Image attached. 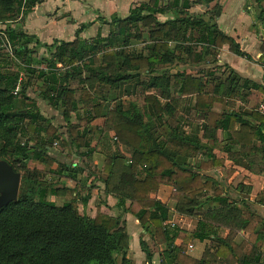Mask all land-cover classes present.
<instances>
[{
	"label": "trees",
	"instance_id": "trees-1",
	"mask_svg": "<svg viewBox=\"0 0 264 264\" xmlns=\"http://www.w3.org/2000/svg\"><path fill=\"white\" fill-rule=\"evenodd\" d=\"M43 1L0 0V24L21 20ZM167 1L136 5L126 18L106 22L110 30L105 37L99 33L91 40L78 36L73 42L44 44L10 26L0 30V161L21 173L18 200L0 209V264H133L127 215L137 219L152 240L153 248L140 240L146 264H153L161 246L169 264H264L257 247L264 235V193L252 203L250 187L240 183L231 190L210 176L223 169L227 180L233 173L227 161L264 174V111L247 114L225 108L248 102L252 90L264 94V85L227 64L206 68L207 62H218L225 45L251 58L219 30L217 7L201 16L190 12L215 0ZM255 1L264 25V0ZM136 43L144 48L138 51ZM41 48L47 52L38 54ZM180 66L202 67L199 74H173ZM140 77L139 93H130L125 103L117 102L103 115L104 102L96 97V89L118 92ZM35 81L42 83L39 97L62 111L67 138L28 95ZM182 97H193L191 111L206 118L221 107L213 126L203 125L202 138L185 130ZM81 109L88 114L82 127L71 120L72 114L79 119ZM97 119L127 154L115 150L106 156L98 177L103 193L116 201L114 207L104 204L102 210L99 205L93 216H84L79 203H88L93 191L87 185L96 152L90 125ZM217 131L224 133L223 142ZM54 146L63 147L62 156L71 161L54 157ZM72 152L87 164L74 163ZM62 178L77 185L70 188ZM162 186L177 190V213L197 217L194 229L167 226L169 208L152 198ZM84 189L89 193L82 195ZM50 192L61 202L49 201ZM241 232L244 238L236 240ZM191 241L209 243L202 258L186 254Z\"/></svg>",
	"mask_w": 264,
	"mask_h": 264
},
{
	"label": "crops",
	"instance_id": "crops-1",
	"mask_svg": "<svg viewBox=\"0 0 264 264\" xmlns=\"http://www.w3.org/2000/svg\"><path fill=\"white\" fill-rule=\"evenodd\" d=\"M149 2L150 0H44L42 3L33 7L28 15L23 16V32L36 36L38 40L44 44H52L56 40L73 42L78 36H80L81 40H91L99 33L105 37L107 35L106 32L109 29L106 22L109 23L114 18L124 19L129 15L132 7L141 3ZM167 3V0H163V5H166ZM215 7L219 10V15L215 17V22L217 23L219 30L235 39L241 50L248 53L251 58L246 59L244 57H240L234 54L228 45H225L220 50L217 57L218 62L216 64L212 65V63L207 62L210 65L209 67H211L209 69L227 64L244 78L251 79L257 84L264 85V61L262 59L264 48V25L260 21L261 8L255 0H215L207 7L203 5H196L191 8L190 12L195 16H201L209 10H215ZM194 8L201 9L202 12L199 14L194 13ZM166 17H172V15ZM79 33L80 35H78ZM41 49H39L38 52H40ZM44 50L47 52L46 49ZM182 67H185V70H182L181 73L187 71H194L193 73H198L202 66ZM215 71L216 69L214 72ZM217 72L220 73L219 69ZM140 81H142L141 77L139 79L130 80L129 82L124 83L118 92L109 93V90L106 88L96 89V97L99 98V101L104 102L103 115H107L117 102L122 101L125 103L129 99L130 93H139V86L137 85L141 83ZM181 101H185V116H182L186 125L185 130L188 133L197 134L200 138H202L203 125L208 123L207 119L212 114L221 113V107L215 108V113L210 114V116L206 118L204 114L191 111V107H193L195 101L193 97H182ZM235 106L237 107L236 110L232 105L225 108L229 111H241L247 114L252 113L254 109L258 108L261 112H263L264 94L256 90H252L248 97V102L243 103L241 101H237L235 102ZM81 108H83V106H81ZM192 113H195L197 116H201L200 123L189 121ZM87 115L88 114H85L84 109L80 111L79 120H81L84 124L85 117ZM90 127L95 133V140L92 143V147L96 148V152L93 155V164L91 163L94 167V175L89 178L87 185L88 187H93L97 183H99V185L101 184L98 177L101 175L105 157L112 154L115 150L120 154L122 152L127 154V152L125 153L124 150L126 149L122 146L120 147L117 141H115V138L112 137L113 133L104 132L101 119L93 121ZM216 136L220 142L224 141V133L222 131H217ZM121 148L123 150H121ZM216 155L225 157V155L219 151H216ZM75 159L74 163L76 164H79L80 161H82V165L87 164V162L84 163L86 159L81 160L80 157ZM226 166L228 169H232L234 175H238L240 178L238 185L242 183L252 189L250 193L251 201L255 200L258 194L264 193V174L259 175L251 173L242 167L236 166L231 161H227ZM223 172V169H218L213 174H210V176L215 179V174L223 177ZM85 175L86 174L83 175V178H85ZM71 181L75 182V185L67 183V186L74 188L77 181ZM168 188H170V186L161 187L159 193L165 192ZM94 189L91 192V195L93 194L92 197L96 195ZM100 190L101 187L99 191ZM52 194L55 195L54 192H52ZM106 197L109 201L106 204L109 207H114L116 201L112 197ZM101 206L102 210H104L103 207L105 205L103 204ZM261 213L264 216V208H261ZM194 227H192V229H194ZM227 235L228 231L224 237ZM243 236L244 232H241L236 240ZM257 247L262 252L264 258V235L260 236L257 241Z\"/></svg>",
	"mask_w": 264,
	"mask_h": 264
},
{
	"label": "rangeland",
	"instance_id": "rangeland-1",
	"mask_svg": "<svg viewBox=\"0 0 264 264\" xmlns=\"http://www.w3.org/2000/svg\"><path fill=\"white\" fill-rule=\"evenodd\" d=\"M193 12L199 14L202 12V10L194 8ZM159 18L163 21L167 17L166 16H160ZM9 26L11 28H15L17 30L23 31V18L21 20L20 19L17 20L14 23L3 24V25L0 24V30L1 29L6 30ZM109 30H110V28L107 30L106 34L109 33ZM134 45H135V48L138 49V51H140L144 48L142 43H136ZM38 54H45V50L41 49L40 52H38ZM209 66L210 65L208 64L206 67V68H208V70H210L209 68H211ZM182 70H185V67L180 66L178 69H173L172 71H173V74L174 73L176 74L177 72L181 73ZM23 78H25V76ZM41 85H42V83H38V82L36 83V81L34 82V84L32 83V85L28 89V95L31 98L36 100L42 114H44L45 117L51 119L53 124L60 128V133L62 132L64 137L67 138V135H66L67 134V129H66L67 122L65 121V119L62 115V111L61 110L58 111V110L54 109L46 101H44L42 98L39 97V94H40L39 87H41ZM184 102L185 101L181 102V107H180V112H181L182 116H185V114H184V104L185 103ZM231 105L233 106V108L235 107L234 108L235 110L237 109V107L235 106V103L233 105V102H232ZM21 106H23V103H21ZM219 116H220V113L212 114L207 119L208 124L213 126L214 122L216 121V119L219 118ZM71 120H72V122H74L78 126H81V127L84 126V123H82L81 120L77 119L75 114H72ZM200 120H201V116H197V115H195V113H192L190 116V119H189L190 122H196V123H200ZM62 149H63V147L54 146V148L51 150V154L54 157H57L62 162H66V161L70 162L71 160H68L65 158V156H62V153L64 152V151H62ZM72 154H73V160L72 161L76 160L75 158L79 157L76 154L74 155L73 152H72ZM85 162L86 161H84V163ZM103 166H104V164H103ZM211 174H213V173H211ZM222 174H224L223 177L215 174L216 179L222 181V183L224 184L225 187H227V188L229 187V189H231V190H236L238 183L240 181V178L238 177V175H234V173H232V175L227 180H225L226 173L223 172ZM85 177H87V176L85 175ZM61 180L65 184L71 183V184L75 185V182H72L71 180H68L65 178H62ZM100 187H101V190L99 191ZM93 189L96 192V195L93 196L94 198L92 197V195H93L92 194V195H90L91 199L88 203H85V202L79 203V211L84 216H93V214L96 212V209L98 208L99 205H103V204H106L109 202L107 200L106 195L103 193V189H102L101 184L99 185V183H97L96 185L93 186ZM81 192H82V195H86L89 193V190L87 191L84 189V191L82 190ZM159 192H160V190L158 191L157 195H153L152 198L157 199V200H161L169 208V217H171V219L176 217L178 219V221L180 222L179 223L180 228L191 230L192 227H194L196 224L197 217L188 218L185 216H181L177 213L176 204L180 200L179 199L180 195H178L177 190L170 186V188L166 189L165 192H162V193H159ZM234 193L235 192L233 191V194ZM235 194H237V193H235ZM160 198H162V199H160ZM48 199L51 202H58V203H60L62 200L61 198L57 197L56 194L53 195L52 192H50ZM248 200H249V202H252V203L254 202V200L253 201L250 200V195H249ZM101 208H102V206H101ZM255 208H256V206H255ZM103 209L105 210L106 207L104 206ZM115 214H116V212H115ZM125 220L127 221V228H126L127 230L126 231L130 236V248H131L130 258H131V261L133 264H146L147 263L146 255L141 249L140 240L144 238L146 240V242L151 246V248H153L152 240L148 235H146L144 233V229L139 224V221L137 219H135L133 216L127 215L125 217ZM226 233H227V231L225 229H223L221 231L222 236H225ZM243 237H240L237 240H240ZM178 244H181V243L178 242ZM208 244L209 243H207V242L201 243L198 241H191L189 246L192 245L193 248L188 247L186 254H188V255L196 258V259H200L203 256L204 252L206 251ZM164 251H165L164 246L157 248V252L155 253L154 259H153V264H169L168 260L163 255ZM216 264H220V263L217 262Z\"/></svg>",
	"mask_w": 264,
	"mask_h": 264
},
{
	"label": "water",
	"instance_id": "water-1",
	"mask_svg": "<svg viewBox=\"0 0 264 264\" xmlns=\"http://www.w3.org/2000/svg\"><path fill=\"white\" fill-rule=\"evenodd\" d=\"M21 173L5 160L0 161V209L18 200Z\"/></svg>",
	"mask_w": 264,
	"mask_h": 264
},
{
	"label": "built area",
	"instance_id": "built-area-1",
	"mask_svg": "<svg viewBox=\"0 0 264 264\" xmlns=\"http://www.w3.org/2000/svg\"><path fill=\"white\" fill-rule=\"evenodd\" d=\"M6 46H7V49L10 50V44L8 43ZM18 91H19V87L16 89V91L14 92V94L17 95ZM179 223L180 222L178 221V219L176 217L173 218V219H171V217H169V220L167 222V226L172 227V228H175V227H179ZM189 247L190 248H193L192 245H190Z\"/></svg>",
	"mask_w": 264,
	"mask_h": 264
}]
</instances>
